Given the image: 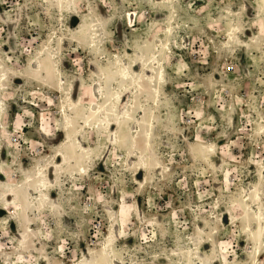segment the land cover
<instances>
[{"label":"rangeland","instance_id":"obj_1","mask_svg":"<svg viewBox=\"0 0 264 264\" xmlns=\"http://www.w3.org/2000/svg\"><path fill=\"white\" fill-rule=\"evenodd\" d=\"M257 7L258 0H0V264H96L106 244L105 264H264V245L255 251L251 234L254 215L264 218ZM153 53L165 72L159 104L144 86L136 101L123 96L122 109L134 102L128 114L92 119V102L108 109L112 88L121 91L118 69L143 75L141 55L145 64ZM68 95L77 102L75 123L85 118L73 134L90 151L83 170L75 142L63 147L73 161L51 168L69 132L61 113ZM145 116L153 127L141 170L130 166L141 154L130 132ZM42 173L49 182L39 192Z\"/></svg>","mask_w":264,"mask_h":264},{"label":"bare ground","instance_id":"obj_2","mask_svg":"<svg viewBox=\"0 0 264 264\" xmlns=\"http://www.w3.org/2000/svg\"><path fill=\"white\" fill-rule=\"evenodd\" d=\"M60 1V0H58ZM263 20V23L261 25H258L257 23V29L259 31L260 37L264 40V0H258V7L256 8V15H255V22H259ZM233 24V23H232ZM238 33V29L235 26H231L229 28V32L225 33V36L232 41L233 39H236V34ZM264 43V42H263ZM142 61L138 64H141L142 70L144 69L143 75H136L137 73L129 69L128 67L123 68H116L119 70L118 77L121 79V82L123 83L120 86L121 91L118 89V87L112 88L113 95H111V100L109 102V107L104 108L102 105H98L97 103H91L88 106L89 113H91L90 117L92 119H95V121L103 122L106 118H108V115L114 116V117H121L123 114H128L130 112V109L133 107L134 102L136 101L137 93L139 90L143 89L144 86H149V89L151 90V96L153 104L158 105L159 104V97H160V84L162 81H165V72H164V64L162 61H160L156 55V53H153L148 57V61H146L145 64H142V62H145L143 60L144 56L141 55ZM150 68H146V67ZM41 68V62H39L35 69L39 70ZM26 78V77H25ZM3 80L4 75L0 74V94L1 90H3ZM65 84L64 79L60 78L58 81V85L60 89H63V85ZM98 85V84H97ZM103 87H99V90H95L93 92V99L98 100L103 96ZM125 94L132 95L133 101L131 104L127 105V107H123L122 109V99ZM68 102L67 105H64L63 109H61V113L63 115V124L67 128L68 135L55 151V155L57 158V162L52 165L51 168L57 169L61 162L62 164L69 163L70 161H73L72 155L69 154V152H65L63 150V147H67L69 145L75 144L78 146V152H81L82 154H75L76 157V165L79 167L80 170L85 169L82 165L83 159H88L90 156V151H88L86 148H84L80 144V139L74 138V135L76 132H79L83 119L80 120V125L78 123H75V116L77 115L76 106L77 102L73 100L72 97L68 95L67 97ZM5 102L4 99L0 95V116L1 112L3 111ZM96 116V117H94ZM89 117V118H90ZM87 118V120L89 119ZM133 123L135 124V127L132 129V136L130 137L131 145L138 146L141 150V154L137 153L135 155V164L130 165L131 167L137 168V169H144L148 166V157H149V149H150V143H151V129L153 127V123L151 120L147 118V116L144 117V119H134ZM113 126H120L119 123L111 122ZM78 134V133H77ZM76 134V135H77ZM202 148H205L206 145H201ZM84 155V156H83ZM42 179L37 183L36 190L41 192L43 189V186L49 182V180L45 179V173L41 174ZM13 195V194H10ZM14 196V195H13ZM254 218L256 219V226L254 229H252L251 234L253 235L255 247L254 250H259L264 245V218H262L261 215L256 214L254 215ZM107 246L103 247V249L99 252L100 259L98 257H95L96 264H105L107 258L111 257V252L107 249ZM224 263H227L225 259ZM98 261V262H97ZM115 263H120L114 261ZM113 264V263H112ZM241 264V263H240ZM244 264V263H243ZM250 264H257L256 260L251 262Z\"/></svg>","mask_w":264,"mask_h":264}]
</instances>
